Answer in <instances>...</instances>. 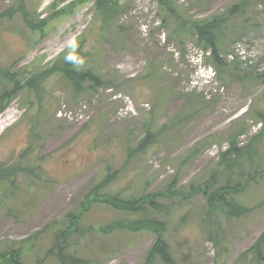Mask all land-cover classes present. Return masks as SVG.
<instances>
[{
    "label": "rangeland",
    "instance_id": "obj_1",
    "mask_svg": "<svg viewBox=\"0 0 264 264\" xmlns=\"http://www.w3.org/2000/svg\"><path fill=\"white\" fill-rule=\"evenodd\" d=\"M80 1L0 0V70L28 77L76 44L108 81L74 97L55 76L40 91L17 93L3 111L17 119L0 135V162L16 161L30 141L35 150L23 163L34 171L16 173L5 196L0 186V264L18 248L20 264H59L55 230L64 233L65 252L85 264H145L157 232L100 229L140 214L107 203L79 212L90 187L112 173L98 193L130 199L166 191L159 209L145 206L144 215L165 221L161 235L178 264H264V0H170L185 20L225 16L218 76L190 35L173 33V15L157 0H121L107 24L93 1ZM14 88L0 74V93ZM147 132L154 143L127 158ZM233 141L253 158L221 173L208 192L228 180L226 197L250 211L208 216L206 193L189 191L224 170L221 152Z\"/></svg>",
    "mask_w": 264,
    "mask_h": 264
},
{
    "label": "trees",
    "instance_id": "obj_2",
    "mask_svg": "<svg viewBox=\"0 0 264 264\" xmlns=\"http://www.w3.org/2000/svg\"><path fill=\"white\" fill-rule=\"evenodd\" d=\"M93 1L95 4V12L100 16L103 24H107L112 20V18L117 14L121 7V0H88ZM159 3L166 6L167 11L171 12L174 18L173 33L180 35H190L197 46L201 47L203 55L210 58L214 63V69L216 75L218 76L220 70L225 68L224 60L220 55V46L223 39L225 16L218 15L212 18L196 19V20H185L183 19L173 8L170 0H157ZM82 2V0L80 1ZM73 6L71 7V9ZM70 9V10H71ZM60 12V11H59ZM59 12L51 14L50 18H54L59 15ZM25 21L28 22L29 27L35 28L32 21L26 19V15L23 16ZM49 17H47L48 19ZM42 19V24L38 25L36 29L43 31V27L46 25V20ZM41 36H44L42 32ZM87 52H83L80 46L74 44L72 49L69 50L65 55H60L53 63L45 66L43 69L37 73H30L28 77H25L26 71H13L11 70H0V74L6 81H13L16 88L11 91L3 90L0 93V101L4 99V102L0 103V112L5 110L14 101L16 94L23 90H35L40 91L42 84L48 79L58 76L62 79V82L70 87L69 91L73 93L74 97L82 94L84 90H94L107 84V80L103 78L102 73L94 69V67L88 66L86 63ZM11 67V66H10ZM215 75V73H214ZM25 88V89H22ZM21 89V90H20ZM20 90V91H17ZM42 90V89H41ZM41 94V92H40ZM40 95L36 98L40 99ZM35 126V125H34ZM31 128L32 133H34L35 127ZM154 136L147 132L145 137L142 138L135 148H129L127 151V158H129L134 152H144L150 145L154 143ZM35 150V145L30 141L28 145L19 152L16 161L13 163H1L0 162V186H4V196L7 193H11V187L14 186L15 175L18 172L25 170L28 173L34 171V167L24 166V161L30 156ZM252 153L250 149H242L235 145L233 141L230 147L221 152V163L224 170H215L208 179L202 185L195 186L191 188L189 193H206L207 201L209 204V211L206 215L211 216L212 212L218 209L222 211L227 217L230 216H241L250 211V209L242 204H239L234 199H228L226 195L229 193V185L226 183L219 187L213 188L211 192H208V188L213 187L218 180V176L226 171L232 170L237 167L239 163L247 157L252 160ZM247 155V156H246ZM114 178V173L106 175L100 182L92 185L90 191L86 196L85 200L81 204L79 212L87 210L90 206L95 203H107L114 208L134 212L140 214L139 218L134 223H125L120 220H115L109 223L106 227H100L102 231L110 232L114 229H128V230H151L157 232V240L154 242L149 252L146 255L145 264H150L154 258H159L164 264H178L172 254L170 253L169 245L163 239L161 232L165 227V221L153 219L151 217H146L144 215V207L150 206L155 211L159 209L158 202L156 199L160 196L167 197L166 191H156L151 194H141L138 197L125 199L117 196H109L106 194L98 193L103 187L108 185ZM245 185H237L233 189H243ZM172 196V194H170ZM79 212L74 214V220L80 218ZM184 219V217H182ZM204 221H208L204 218ZM78 227L74 226V230H78ZM209 233L211 236L216 234L215 226L210 224ZM64 233L55 230L52 246L57 247L58 250L55 253L54 259L59 264H85L86 261H82V258L77 254L72 255L66 250V242L60 241ZM217 239V238H216ZM263 238L260 239V241ZM20 248L18 249H8L2 255L4 259L3 264H20ZM259 258H263L262 254L257 253Z\"/></svg>",
    "mask_w": 264,
    "mask_h": 264
}]
</instances>
